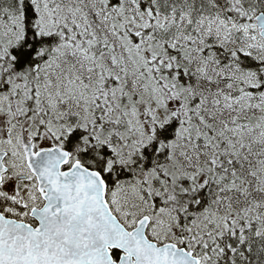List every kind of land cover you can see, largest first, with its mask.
<instances>
[{"label": "snow or ice", "instance_id": "1", "mask_svg": "<svg viewBox=\"0 0 264 264\" xmlns=\"http://www.w3.org/2000/svg\"><path fill=\"white\" fill-rule=\"evenodd\" d=\"M0 264H264V0H0Z\"/></svg>", "mask_w": 264, "mask_h": 264}]
</instances>
